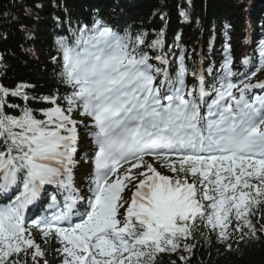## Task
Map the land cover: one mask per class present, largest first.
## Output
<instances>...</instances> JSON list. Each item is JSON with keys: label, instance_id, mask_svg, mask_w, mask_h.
I'll return each mask as SVG.
<instances>
[{"label": "snow or ice", "instance_id": "6c2138e0", "mask_svg": "<svg viewBox=\"0 0 264 264\" xmlns=\"http://www.w3.org/2000/svg\"><path fill=\"white\" fill-rule=\"evenodd\" d=\"M179 40L99 16L55 40L63 95L0 84V264H49L50 242L58 264H192L205 245L264 243V48L240 71L227 48L211 66Z\"/></svg>", "mask_w": 264, "mask_h": 264}, {"label": "trees", "instance_id": "16d2710c", "mask_svg": "<svg viewBox=\"0 0 264 264\" xmlns=\"http://www.w3.org/2000/svg\"><path fill=\"white\" fill-rule=\"evenodd\" d=\"M181 11L190 13L191 22L183 19ZM99 16L117 30L147 32L149 39L163 26L169 46L179 36L178 42L192 60L210 61L211 66L222 63L226 48L233 57L248 50L253 62L264 48V0H0V36H6L0 39V53L6 55V74L0 73V84L9 89L20 83L35 85L30 96L49 95L57 89L63 95L61 68L51 59L59 55L55 40L67 34L69 27ZM227 41H231L228 47L220 46ZM236 68L245 70L244 66ZM10 102L23 106L19 98ZM42 106L30 103L36 110ZM81 138V155L92 154L90 136L82 131ZM89 172L83 167L78 170V187L88 183ZM47 247L51 249L49 264H58L57 243ZM192 264H264V243L240 245L231 252L216 243L205 245L197 250Z\"/></svg>", "mask_w": 264, "mask_h": 264}, {"label": "rangeland", "instance_id": "374dc122", "mask_svg": "<svg viewBox=\"0 0 264 264\" xmlns=\"http://www.w3.org/2000/svg\"><path fill=\"white\" fill-rule=\"evenodd\" d=\"M158 170L161 171L164 174H168V172H167V170L165 168L158 167Z\"/></svg>", "mask_w": 264, "mask_h": 264}]
</instances>
